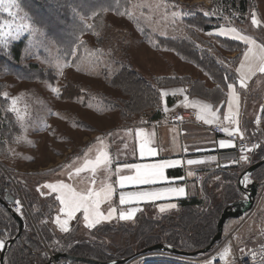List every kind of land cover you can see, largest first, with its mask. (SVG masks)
Listing matches in <instances>:
<instances>
[{"label": "rangeland", "instance_id": "1", "mask_svg": "<svg viewBox=\"0 0 264 264\" xmlns=\"http://www.w3.org/2000/svg\"><path fill=\"white\" fill-rule=\"evenodd\" d=\"M255 2V9L251 8L248 15L252 28L258 25L259 15L264 20V0ZM212 3L213 0H105L90 5L89 10L74 9L70 28H63V39L58 40L31 18L20 0H0V53L8 54L13 43L24 40L21 63H35L56 76L54 82L24 79L10 65L0 63L1 95L7 101L4 107L14 114L19 125L15 132L0 135L5 137L4 146L0 145V169L17 195L12 207L21 212L24 222L28 219L24 229H35L45 247L46 257L37 259L38 263L50 260L54 249L72 248L78 241H85L109 245L112 257L127 259L121 264H186L169 251L143 253L149 242L137 243L134 232L142 215L149 222L161 220L169 225L164 215H170V211L142 210L141 215H129L123 223L119 219L104 222L105 210L97 190L110 180L113 171L109 130L116 128L118 133L138 121L150 120L153 113L148 110L147 115H135L124 122L120 109L113 106L119 105L124 96L109 84L116 63L130 64L150 80L187 71L189 66L170 49L160 46L156 37L185 36L184 9L197 5L213 15L209 11ZM213 11L226 21L234 12L221 5ZM67 83L79 87L82 95L60 98V88ZM262 112L264 116V99L251 98L248 117ZM230 181L225 191L229 199L236 196L239 187L236 179ZM260 204L264 205L262 200ZM34 211L41 213L38 220L34 219ZM250 217L241 230L246 231L249 221L258 218L259 225L249 238L252 239L264 229V212L258 208ZM104 223L110 226L97 229ZM230 224L224 227V234L233 227ZM40 226L53 239V246L47 244ZM128 236L131 250L123 253ZM248 244L254 246L255 242ZM2 245L3 240L0 248Z\"/></svg>", "mask_w": 264, "mask_h": 264}, {"label": "crops", "instance_id": "2", "mask_svg": "<svg viewBox=\"0 0 264 264\" xmlns=\"http://www.w3.org/2000/svg\"><path fill=\"white\" fill-rule=\"evenodd\" d=\"M258 25L264 29L261 15ZM249 27L248 22L243 30L223 25L207 32L208 36L236 40L246 46L234 68L236 81L226 80L225 89L216 90L213 98L192 93L189 86L164 87L160 90L162 103L158 119H151L150 115V120L138 121L119 129L118 133L116 128L109 130L107 138L113 145L109 147L114 153L113 171L110 180L97 190L99 203L105 210L104 222L116 219L123 222L129 215L137 216L149 207L179 213L183 210L182 202L193 203L192 209L202 210L217 201L232 200L225 192L230 179L238 178L239 186L240 177L254 164L264 146L263 112L254 118L247 115L251 98L264 99V93L258 94L264 92V42L255 29ZM238 54L237 51L227 53L229 57ZM182 62L189 69L176 74L203 80L207 87H220L194 64ZM187 109L196 111V117L180 121L170 118L171 111ZM213 125H221L228 132L254 142V151L248 156L241 155L238 141L213 132ZM248 179L256 181L252 174ZM258 208L264 212V205L255 202L244 216L226 222L225 226L233 225L225 232L226 238L232 235L239 243L248 237L259 225L258 218L249 221L246 231L241 227L233 231L242 225L245 216L249 220ZM229 242L223 245L227 254L231 253Z\"/></svg>", "mask_w": 264, "mask_h": 264}, {"label": "trees", "instance_id": "3", "mask_svg": "<svg viewBox=\"0 0 264 264\" xmlns=\"http://www.w3.org/2000/svg\"><path fill=\"white\" fill-rule=\"evenodd\" d=\"M20 1L26 11L30 13L31 18L34 19L40 27L44 28L48 35L54 34L58 40H62V34H64L66 28H70L71 23L74 20V9L80 10L82 8L83 10H89L90 5L105 0ZM254 2L255 0H213L211 9H209V11L214 13L213 15L206 14L202 11L201 7L199 9V6L197 5L187 6V10L184 9L186 35L183 37L170 38L156 37L160 46L170 49L171 52L175 53L182 60L197 66L220 87H207L203 80L194 79L191 75H160L155 76L150 80L133 69L130 64L122 62L116 63L117 67L111 74L109 84L112 87L119 89L124 96L123 99L120 100L119 105L113 104V106H117L120 109L124 122L126 119L135 115H147L148 110L150 113L153 112L151 114V119H158L160 117V107L162 103L161 88L177 85L189 86L192 93L197 92L204 97L213 98V93L216 90L221 91L225 89L226 80L236 81L234 68L238 63L242 52L246 48L245 44L218 36L206 37L205 34L210 30L223 25H234L243 30L244 25H247L250 21V19H248L250 18L248 16L250 15V9H255L256 7V2ZM220 5L221 7L229 8L232 11L234 10L235 13L232 12L229 16L231 18L230 21L224 20V17L219 12L215 13L213 11L214 8H219ZM250 26V28H252L251 23ZM261 27L262 26L257 25L254 29L258 33L259 38L264 42V29ZM63 28H65V30ZM65 33L67 34V32ZM24 42V40H20L13 43L8 54L0 53V63L10 65L12 71L24 79H39L54 82L56 76L52 73V70L44 71L35 63H21ZM235 51L239 52L237 56L229 57L227 55V53ZM221 87L223 89H221ZM2 89L3 87L0 83V105L2 106L0 109V135L8 132L11 134L19 128L14 114L4 107V104L7 103V101L1 95ZM81 92L82 91L79 87L67 83L60 88L59 96L62 99H73L81 96ZM3 138L0 136V142H2L0 145L2 146H4ZM9 140L12 139L9 138ZM2 146H0V148ZM260 151L261 152L254 159V163L264 158V146L261 147ZM263 177L264 164L252 173V178L258 182L261 181ZM233 178L236 179L237 184L238 178ZM230 184H232L231 181ZM6 195L17 198L12 184L5 173L0 169V198L4 199ZM242 197L243 193L240 188L237 187V194L234 198H231V201L227 203L217 201L206 209H192L193 203L182 202L183 210L181 212L164 215L169 225H166L161 220L149 222L147 221L148 218H144L146 215H142V223L139 222V227L136 232H134L138 235L137 243L142 245L143 243L149 242V244L143 249L158 243H164L170 247L187 252L201 250L209 245L213 236L216 234L217 223L224 208ZM12 205L13 203H10V206ZM150 210H152V208L149 207L146 209V212ZM141 213L139 215H141ZM33 214L34 219L38 220L37 216L41 213L34 211ZM120 223L123 222L120 221ZM25 224L26 227L29 225L27 218ZM108 224L110 223H104L97 229L110 226ZM40 229L47 244L53 246V239L47 236L45 233L46 231L42 226H40ZM157 230H159L160 233L156 232ZM17 232L18 223L14 219L12 212L0 202V241L3 240V245L0 248V256L5 248V243L15 237ZM128 239L129 241H127ZM129 242L130 236L125 240V246L128 245L127 248L122 249L121 252H129L131 250ZM44 250L45 247L40 237H38L36 230L32 227L30 231L24 229L21 236L8 245L4 257V264H46L49 261V258H46L39 263L37 262V259L39 260L44 256L46 257ZM60 252L94 259L100 262L119 259L110 255L109 245L91 244L85 241H78L72 246V248L61 247L53 250V254ZM130 253H132V251ZM61 260L66 259L62 258Z\"/></svg>", "mask_w": 264, "mask_h": 264}, {"label": "built area", "instance_id": "4", "mask_svg": "<svg viewBox=\"0 0 264 264\" xmlns=\"http://www.w3.org/2000/svg\"><path fill=\"white\" fill-rule=\"evenodd\" d=\"M196 117V111L194 110H173L170 112V118L173 121L189 120ZM211 130L222 137H229L230 139L238 141V152L243 156H248L255 149V143L251 142L247 138H241L237 133L228 132L225 127L221 125H213ZM248 181L245 180L244 185ZM264 201V178L260 181L258 194L256 196V205L260 201ZM20 212V211H19ZM248 216L243 218V222L247 221ZM242 222V224H243ZM241 226L235 228L233 233L238 230ZM252 234V233H251ZM249 235L241 242H236L232 239V235L227 238L224 236L225 242L229 240L231 247V253L227 254L223 250V239L219 242L212 251L205 253L204 255L198 256H187L173 253L174 258H180L183 263L186 264H264V229H260L257 233L256 238H251ZM250 241H254L255 245L250 246ZM53 258V255L52 257ZM52 264H93L89 262H71L69 260H60L56 262L53 260Z\"/></svg>", "mask_w": 264, "mask_h": 264}, {"label": "water", "instance_id": "5", "mask_svg": "<svg viewBox=\"0 0 264 264\" xmlns=\"http://www.w3.org/2000/svg\"><path fill=\"white\" fill-rule=\"evenodd\" d=\"M263 164H264V158L254 163L253 165H251L246 170V172L241 176V178L245 175L247 176L251 175L258 167H260ZM258 188H259V183L256 181H252L247 187H242L240 185V189L243 193V197L229 204L227 207L224 208L218 220V223H217V232L213 236L211 242L209 243L207 247L201 250H198V251L187 252V251H183V250H180L174 247H170L164 243H158V244H155V245H152L150 247L143 249L142 252L147 253V252H154V251L155 252L169 251L175 254H181V255H187V256H198L199 254L207 253L208 251L212 249V247L216 243H218L222 239L224 235L225 224L229 219H238L242 217L243 215H245L246 213H248L253 208L255 199L258 193ZM15 201H16V198L14 196L6 195L4 199L0 198V202L12 212L14 219L18 223V232L15 237L10 239L6 243L5 248L3 249L1 253L0 264H4V257H5L8 245L13 243L17 238H19L25 228L24 218L15 209H13L12 206H10V203H15ZM62 258L67 259L71 262H89L93 264H121L127 260V259H117V260L108 261V262H100L94 259H89V258L73 255L70 253L60 252V253L54 254L53 258H51L46 264H52L53 260L58 262Z\"/></svg>", "mask_w": 264, "mask_h": 264}]
</instances>
